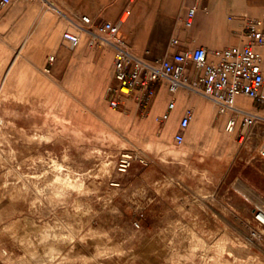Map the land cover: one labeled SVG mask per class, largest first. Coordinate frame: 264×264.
Returning <instances> with one entry per match:
<instances>
[{
    "label": "rangeland",
    "instance_id": "1",
    "mask_svg": "<svg viewBox=\"0 0 264 264\" xmlns=\"http://www.w3.org/2000/svg\"><path fill=\"white\" fill-rule=\"evenodd\" d=\"M205 3L211 10L201 13L215 17L214 35L199 15L193 27L183 24L185 0H56L60 10L25 1L0 15V264H264L246 223L248 187L236 179L243 171L257 181L260 122L236 132L225 123L228 137L219 139L217 126L206 130L195 116L180 143V122L163 121V111L153 115L151 105L130 97L111 105L110 43L92 44L90 33L78 47L63 42L67 28L79 31L64 11L99 23L131 9L121 33L153 59L178 48L243 44L245 15L264 20V0ZM41 13L61 18V30L50 21L41 34ZM47 55L57 57L50 71ZM128 151L134 162L120 174L119 158ZM209 165L215 174L203 171ZM192 189L209 195L200 199L211 203L209 211H151L167 194Z\"/></svg>",
    "mask_w": 264,
    "mask_h": 264
},
{
    "label": "built area",
    "instance_id": "2",
    "mask_svg": "<svg viewBox=\"0 0 264 264\" xmlns=\"http://www.w3.org/2000/svg\"><path fill=\"white\" fill-rule=\"evenodd\" d=\"M19 0H0V15ZM38 2L51 7L56 0H26ZM186 13L183 24L193 27L201 11L209 13L210 5L205 0H185ZM63 12V11H62ZM119 21H97L90 14H82L74 18L67 14L68 19L84 27L92 35V44L99 39L110 43L115 50L114 83L110 87L112 95L110 103L118 108L125 104L128 97L134 96L138 103L149 107L156 96L158 87L166 84L173 94L162 112L163 121H169L178 102L175 96L180 89L185 88L212 100L217 106L218 114H228L226 129L236 132L240 127L244 130L257 124L264 115L259 110H251L239 102L241 95L253 98L259 106L264 105V20L259 17L245 15L243 34L246 38L243 44L216 47L210 49L206 45L178 48L171 53L153 59L139 54L132 44L122 35L121 28L126 22L125 13ZM232 17V16H231ZM63 42L70 48L78 47L82 42V35L70 28L63 32ZM179 38L173 37L172 44L178 45ZM56 60L55 55L48 56L47 71H50ZM195 117L191 108L186 109L180 120V130L175 138L182 143L187 129ZM264 137V134H263ZM264 159V140L259 150ZM132 152H123L117 164V171L126 173L134 162ZM113 184H118L116 180ZM259 222H264L258 217ZM140 226L139 221H135ZM253 235H258L253 230Z\"/></svg>",
    "mask_w": 264,
    "mask_h": 264
},
{
    "label": "crops",
    "instance_id": "3",
    "mask_svg": "<svg viewBox=\"0 0 264 264\" xmlns=\"http://www.w3.org/2000/svg\"><path fill=\"white\" fill-rule=\"evenodd\" d=\"M26 0H19L15 4L25 2ZM203 12V11H202ZM38 28L41 32V34L45 33L47 27L52 25L50 21L53 22V27L56 31H60L62 26L64 25V22L61 18L55 15H49L48 13H41L38 16ZM199 21L207 23L208 28H202L205 32L209 35H214L217 33V26H216V19L215 17H208L204 13L199 14ZM201 29V28H200ZM239 34V33H238ZM241 34V33H240ZM241 36V35H238ZM243 36V31H242ZM57 59V57H56ZM56 62V60H55ZM54 62V64H55ZM52 65V67L54 66ZM48 66V55L45 62V68ZM172 93L168 90L166 84H163L158 87V91L156 93V96L152 100L149 112L153 115H160L161 111H164V109L167 106L168 100L171 99L170 95ZM178 105L176 109L173 111L172 117L169 120L172 123L180 122L181 117L183 113L186 111V109L191 108L194 111L195 116L199 117L202 114H208V119L202 124L203 127L207 130L210 129L213 126H217L215 131H217L219 128L223 127V125L226 123L228 114L219 115L217 106L215 103L208 99L207 97L192 93L186 94V91L183 89H180L176 94ZM129 99H133L135 103H137V99L133 96ZM240 99L245 102L250 103L249 109L259 110L260 112H264V105L259 108L256 101L253 98H250L246 95H241ZM258 122L259 125L257 126V129H264V119H260ZM229 164L225 169V177L227 174H229L231 170V165L233 164V159L231 161H227ZM148 166V164H147ZM200 167V166H199ZM203 171H206L208 174L216 173L213 170H211V166L209 165L208 168H202ZM165 175V174H164ZM177 176V175H176ZM181 176V175H179ZM257 181L252 182L248 178L247 174L243 171L240 173V176L236 179L241 181V186L243 187L244 181L247 185V197L249 196L248 200L251 203L250 211L252 212L251 215L246 217V223L251 228V230H256L258 232V235H255V242L258 244V248L261 249V251L256 252V257L258 260H264V226L259 222V220L256 217V214L259 210H264V159H261L258 163L257 167ZM176 177H171V179H175ZM153 179V178H152ZM154 180V179H153ZM176 180V179H175ZM210 180V179H209ZM177 184L182 186L184 189H187V187L191 188L193 185L189 184L187 181H185V177L183 178H177ZM211 183H204L203 188L208 190L210 189ZM210 193V190H209ZM204 196L209 195H202L200 192H197L196 190H188V192H178L171 194H167L166 201L162 202V205L159 209H155L156 205H153L151 208L152 210H160L163 212H170V211H178V212H201V211H209L212 207L211 203H201L200 199L204 198ZM171 199H177L176 202H174Z\"/></svg>",
    "mask_w": 264,
    "mask_h": 264
},
{
    "label": "bare ground",
    "instance_id": "4",
    "mask_svg": "<svg viewBox=\"0 0 264 264\" xmlns=\"http://www.w3.org/2000/svg\"><path fill=\"white\" fill-rule=\"evenodd\" d=\"M53 9H55V10H60V7L58 6V5H56V4H52V6H51ZM201 13V12H200ZM218 13V12H217ZM126 15H127V13H125V15H124V17H126ZM68 21H70L73 25H75V27H76V29L78 28L79 29V31H76V32H81L80 34L81 35H84V33H89V31L87 30V29H85L84 27H81L80 25H77L76 23H75V21L74 20H70V19H68ZM77 29V30H78ZM75 31V30H74ZM239 102L242 104V105H244V106H246L247 108L249 107V105H250V103L249 102H245V101H242L240 98H239ZM250 108V107H249ZM264 115V114H263ZM209 117H208V114H202L200 117H199V120H200V122H202V124L208 119ZM217 133H218V135L220 136V138L219 139H226L227 137H228V135L224 132V129H223V127H221V128H219L218 130H217ZM226 134V135H225ZM263 222H264V211H261V213L259 214V216H258Z\"/></svg>",
    "mask_w": 264,
    "mask_h": 264
}]
</instances>
